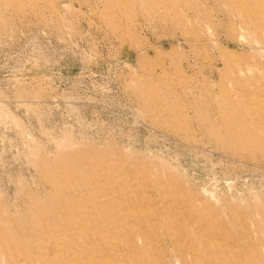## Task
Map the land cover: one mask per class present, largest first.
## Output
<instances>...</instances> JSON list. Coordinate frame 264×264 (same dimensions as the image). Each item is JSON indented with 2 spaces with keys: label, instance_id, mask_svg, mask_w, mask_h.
Listing matches in <instances>:
<instances>
[{
  "label": "rangeland",
  "instance_id": "obj_1",
  "mask_svg": "<svg viewBox=\"0 0 264 264\" xmlns=\"http://www.w3.org/2000/svg\"><path fill=\"white\" fill-rule=\"evenodd\" d=\"M0 264H264V0H0Z\"/></svg>",
  "mask_w": 264,
  "mask_h": 264
}]
</instances>
